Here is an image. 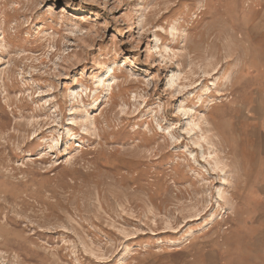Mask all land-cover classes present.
I'll list each match as a JSON object with an SVG mask.
<instances>
[{
    "label": "rangeland",
    "instance_id": "rangeland-1",
    "mask_svg": "<svg viewBox=\"0 0 264 264\" xmlns=\"http://www.w3.org/2000/svg\"><path fill=\"white\" fill-rule=\"evenodd\" d=\"M0 264H264V0H0Z\"/></svg>",
    "mask_w": 264,
    "mask_h": 264
},
{
    "label": "bare ground",
    "instance_id": "bare-ground-1",
    "mask_svg": "<svg viewBox=\"0 0 264 264\" xmlns=\"http://www.w3.org/2000/svg\"><path fill=\"white\" fill-rule=\"evenodd\" d=\"M108 75H109V77H110V80H108V82H109V84H110L111 81L115 80V76H113L112 69L108 71ZM179 80H180V75H179V74H174V72H172L171 75H170V78H169V80H168L167 83H168V85H170V86H174V85H176V82L179 81ZM101 82H102V80L100 81V83H101ZM102 84H103V82H102ZM79 97H80V96H79ZM81 102H82V100H81ZM81 102H80V103H81ZM189 111L191 112L192 109H190ZM192 119H193V118H192ZM92 124H93V121H92ZM195 126L197 127L198 124H196ZM222 163H223L222 161L215 162V163H214V164H215L214 167H215L216 169H218ZM224 166L227 167L228 165H224ZM222 171H223V170L221 169V172H222Z\"/></svg>",
    "mask_w": 264,
    "mask_h": 264
}]
</instances>
